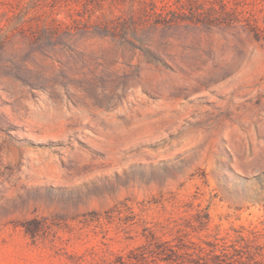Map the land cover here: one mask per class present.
I'll list each match as a JSON object with an SVG mask.
<instances>
[{"label": "rangeland", "instance_id": "374dc122", "mask_svg": "<svg viewBox=\"0 0 264 264\" xmlns=\"http://www.w3.org/2000/svg\"><path fill=\"white\" fill-rule=\"evenodd\" d=\"M0 264H264V0H0Z\"/></svg>", "mask_w": 264, "mask_h": 264}]
</instances>
